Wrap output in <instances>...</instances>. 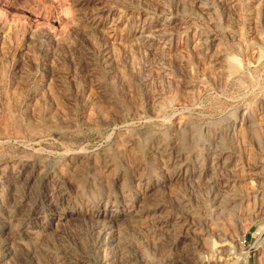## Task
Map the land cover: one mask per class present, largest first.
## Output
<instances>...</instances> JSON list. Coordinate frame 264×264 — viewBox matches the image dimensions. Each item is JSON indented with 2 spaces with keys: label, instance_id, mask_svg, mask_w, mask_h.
<instances>
[{
  "label": "rangeland",
  "instance_id": "374dc122",
  "mask_svg": "<svg viewBox=\"0 0 264 264\" xmlns=\"http://www.w3.org/2000/svg\"><path fill=\"white\" fill-rule=\"evenodd\" d=\"M262 225L264 0H0V264H264Z\"/></svg>",
  "mask_w": 264,
  "mask_h": 264
},
{
  "label": "bare ground",
  "instance_id": "6f19581e",
  "mask_svg": "<svg viewBox=\"0 0 264 264\" xmlns=\"http://www.w3.org/2000/svg\"><path fill=\"white\" fill-rule=\"evenodd\" d=\"M206 41V40H205ZM208 41V40H207ZM206 41V42H207ZM203 44V43H202ZM204 45V44H203ZM206 45V44H205ZM231 60H233V62L235 63V59H231ZM237 64V65H236ZM232 66V65H231ZM239 64L238 63H235L234 64V66H233V72H235V70H238L239 69ZM231 70V71H232ZM157 146V145H156ZM162 147V146H161ZM156 148H154V150H155ZM159 149V148H158ZM158 149H157V151H158ZM162 149V148H161ZM153 150V149H152ZM154 153H156V151L154 152ZM160 153V152H159ZM156 155H157V153H156ZM176 162V161H175ZM166 163V162H165ZM176 163H174V165H175ZM173 167V166H172ZM173 168H176V167H173ZM172 168V169H173ZM170 169V168H169ZM168 169V170H169ZM210 169H212V170H214L213 168H210ZM209 169V170H210ZM167 170V171H168ZM180 171V168H178L177 169V171L176 172H179ZM161 172V171H160ZM171 172V171H170ZM175 172V171H174ZM173 171H172V173H174ZM181 172V171H180ZM161 174H163V172H161ZM168 174H169V171H168ZM171 174V173H170ZM162 179H168V177H167V174H163L162 175ZM158 183H159V181H158ZM138 185V184H137ZM159 185L161 186V184L159 183ZM156 186V185H155ZM226 186H229V183L226 185ZM225 187V186H224ZM140 188V187H139ZM217 193H216V199H215V203H217V206H216V208H217V210L219 211V214H224V207H225V205L223 204V202H222V200H219L217 197H219V192L220 191H216ZM221 193V192H220ZM215 197V196H214ZM255 198H256V196H254ZM213 200V199H212ZM219 202V203H218ZM210 206V205H209ZM228 226H229V230H231V232H239V235H240V233L241 232H244V229H242V228H240V223L239 224H237V223H235L234 222V219L233 220H229V223H228ZM241 229V230H240ZM219 235H220V237H221V239H222V241H224V243L222 244V245H220V246H230L231 248H232V244H233V239H232V236H229L230 235V233H228V232H222V231H219ZM244 237V236H243ZM243 237H241L240 238V236H239V239H238V241H239V243L243 240ZM213 243V245H216V242L215 241H213L212 242ZM238 263V260H236V261H233V262H231V261H229V260H227V264H237Z\"/></svg>",
  "mask_w": 264,
  "mask_h": 264
},
{
  "label": "built area",
  "instance_id": "2783aa9c",
  "mask_svg": "<svg viewBox=\"0 0 264 264\" xmlns=\"http://www.w3.org/2000/svg\"><path fill=\"white\" fill-rule=\"evenodd\" d=\"M242 248H247L248 252H255L263 249L264 246V225L257 227L253 233L250 235L249 242L246 237L239 243Z\"/></svg>",
  "mask_w": 264,
  "mask_h": 264
}]
</instances>
